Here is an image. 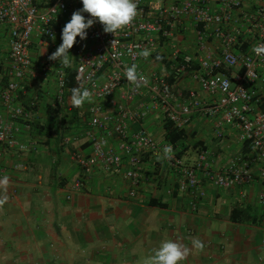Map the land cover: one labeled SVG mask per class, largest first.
<instances>
[{
    "label": "built area",
    "instance_id": "built-area-1",
    "mask_svg": "<svg viewBox=\"0 0 264 264\" xmlns=\"http://www.w3.org/2000/svg\"><path fill=\"white\" fill-rule=\"evenodd\" d=\"M155 1L157 5L151 9L146 0H136L134 21L114 34L94 23L87 29L86 39L77 37L68 65L54 69L53 61L46 57L36 71L30 55L33 36L38 34L42 43L54 46L53 52L57 17H71L82 8L80 0H0V24L7 26L9 38L3 72L7 82L0 89L4 106L10 108L23 79L53 72L61 128L62 121L74 115L63 100L69 90L64 80L67 66L74 67L76 90L88 91V99H92L87 117L82 119L89 150L69 152L81 173L66 190V199L82 188L95 167L118 172L124 158L128 163L124 176L129 180L126 194L135 196L142 176V154L153 155L161 149L154 134L143 126L151 112L177 129H185L194 118L211 120L218 137L224 135L222 127L227 125L235 130L239 142L249 146V152L237 154L222 168L212 167L205 148L197 151L191 163L169 153L167 161L178 191L203 196V181L220 188L251 183L264 186V0ZM188 30L194 38L193 54L184 52L175 41ZM160 40L170 48L166 56L169 71L145 72L142 62L157 51ZM145 51L148 55H141ZM132 64L144 78L139 86L125 78V70ZM187 72L196 88L174 90L175 81ZM133 123L138 125L136 130L130 128ZM20 132L19 122L0 115V145L19 152L29 148L18 139ZM70 137L62 134L61 144L70 145ZM4 168L0 162V176L5 175ZM259 201L264 208V190ZM192 207L196 209V203Z\"/></svg>",
    "mask_w": 264,
    "mask_h": 264
},
{
    "label": "crops",
    "instance_id": "crops-1",
    "mask_svg": "<svg viewBox=\"0 0 264 264\" xmlns=\"http://www.w3.org/2000/svg\"><path fill=\"white\" fill-rule=\"evenodd\" d=\"M146 3L151 9L157 5L155 0ZM69 19V14L57 17L55 47L61 43V29ZM7 29L0 24V89L7 82L3 76L9 49ZM177 38L180 40L181 34ZM53 47L42 43L38 34L33 36L30 55L34 70ZM68 58L70 61L71 49ZM61 65L53 61L52 67ZM142 68L145 72L154 70L151 55ZM188 87L195 89L196 85ZM57 91L56 76L51 72L23 79L9 109L0 98V115L19 122L17 137L30 145L21 152L0 145L5 167V175L0 176V264L4 258L5 264H16L15 257L18 264H144L166 240L190 249L181 264H264V208L259 201L264 186L251 183L220 188L203 181V196L178 191L167 161L171 151H165L171 148L163 137L165 122L157 112H151L143 126L154 134L161 149L142 155V179L135 196L126 194L129 180L124 176L128 167L124 158L118 172L95 167L82 188L66 199V190L81 173L69 159L68 150H89L82 117H67L61 128L56 120L49 137L33 130L34 122L49 121L51 109L57 113ZM70 98L65 94L63 100L69 103ZM91 102L90 98L87 104L77 106L76 112L82 114ZM137 127L130 124L131 130ZM222 128L224 135L218 137L211 120L194 118L185 128L189 135L178 147L180 156L194 160L198 151L194 144L199 141L208 150L212 167L222 168L237 154L249 152L235 130L227 125ZM62 134L71 136L70 145L61 144ZM247 205H251L254 219L230 217L233 208L243 210ZM196 239L202 248L192 245Z\"/></svg>",
    "mask_w": 264,
    "mask_h": 264
},
{
    "label": "clouds",
    "instance_id": "clouds-1",
    "mask_svg": "<svg viewBox=\"0 0 264 264\" xmlns=\"http://www.w3.org/2000/svg\"><path fill=\"white\" fill-rule=\"evenodd\" d=\"M80 2L82 4V8L74 11L70 19L61 29V43L48 55L47 59L49 61L68 65L70 62L68 53L76 42L77 37L81 40L86 39L87 29H89L94 23H101L105 33L114 34L130 25L137 15L136 0H80ZM82 13H88L89 16L86 18ZM141 55L147 56L148 53L145 51L142 52ZM125 78L137 86H139V82L144 79L138 76L136 64H132L126 68ZM89 95V92L86 90L83 92L76 90L74 104L76 106H80L84 100L89 97ZM75 115L76 114L73 116ZM165 151L170 152L171 149L166 148ZM170 153L174 152L171 151ZM177 157L184 163H191L193 161V159L186 161L181 156ZM172 178L174 185H176L175 177L173 175ZM192 245L196 248L203 247L201 241L198 239L193 240ZM189 252L190 249L188 247L172 240H166L160 243L153 255L144 261V264H181V262L188 257Z\"/></svg>",
    "mask_w": 264,
    "mask_h": 264
},
{
    "label": "trees",
    "instance_id": "trees-1",
    "mask_svg": "<svg viewBox=\"0 0 264 264\" xmlns=\"http://www.w3.org/2000/svg\"><path fill=\"white\" fill-rule=\"evenodd\" d=\"M65 74V84L68 87V92L75 94L76 90V84L74 82V67L73 66H67L64 71ZM67 92V93H68ZM49 115L51 118L46 124H40L39 122H34V127L33 130L36 133L43 134L47 137H49L54 129V125L56 124L55 121L57 120V115L55 109H51ZM55 123V124H54ZM164 128V141L167 144H170L171 146V151L174 152L176 156H180L182 153V150L179 147V145L183 142V140L189 135L185 129H177L172 126L170 121H166L163 125ZM193 135V134H192ZM194 147H198L197 150L200 148H204L205 145H203L201 142L197 141L194 144ZM251 205H247L243 210L239 208H233L230 213V217L235 220V218H238L239 215L241 217L245 216L247 219H254V216H251Z\"/></svg>",
    "mask_w": 264,
    "mask_h": 264
},
{
    "label": "rangeland",
    "instance_id": "rangeland-1",
    "mask_svg": "<svg viewBox=\"0 0 264 264\" xmlns=\"http://www.w3.org/2000/svg\"><path fill=\"white\" fill-rule=\"evenodd\" d=\"M179 31H181V30H179ZM177 36H176L175 41L178 42L179 46L182 47L183 50H185L184 52L193 54L194 51H195V47H194V38L192 36V33L188 30L184 34H181V39L180 40H178ZM165 44H166V42L164 43L162 40H160L157 51L153 55H151V60H152L153 66H154V70L157 71L158 73H161V74H164V73L168 72L169 71V68H170V66H169L170 65V62L168 61V63H167V60L168 59L166 60L165 58H163V56L168 55L167 52L169 53V51H170L169 46H166L167 44L166 45ZM166 58H169V56L166 57ZM188 76H189V73L187 72V73H185L182 76L181 80L179 79L178 81H175V83H174V90H177L178 88H181V90H185L186 89L185 88L186 85L187 86H190V84L191 85L194 84V82L192 83V80H190L188 78ZM178 82H179V84H178ZM180 85H181V87H179ZM69 92L67 93V96L72 97V99L71 98L69 99V103H67L65 101V104L67 106H71L72 107V110H73V113L74 114H78V116L82 117V119L85 118V117H87L86 111H84L82 114L76 112L78 110L75 109L77 106L74 104V99L76 98L75 97V94H72V93H69ZM140 99H145V96L140 97ZM88 101H89V99L87 98V99L84 100V102L82 104H87ZM108 109H109V107H108ZM159 118H161L160 115H159ZM144 127H145V125H144ZM70 151L71 150L69 149L68 150V153ZM186 161H189V160H186ZM0 162H1V159H0ZM73 181L74 180H72V182ZM6 259L5 258L3 259V264H5ZM13 260H14V258H13ZM18 260H19V258L15 257L14 263L17 262L16 264H18ZM0 261H1V258H0Z\"/></svg>",
    "mask_w": 264,
    "mask_h": 264
}]
</instances>
